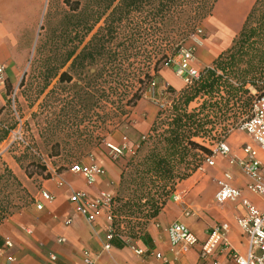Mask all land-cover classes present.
I'll return each instance as SVG.
<instances>
[{
    "label": "trees",
    "instance_id": "trees-1",
    "mask_svg": "<svg viewBox=\"0 0 264 264\" xmlns=\"http://www.w3.org/2000/svg\"><path fill=\"white\" fill-rule=\"evenodd\" d=\"M62 2L66 9L52 22L53 37L48 35V41L36 47L30 80L26 81L25 72L18 88L28 82L26 91L31 90L36 101L68 86L72 91L65 97L55 94V119L61 130L67 128L62 131L75 135L79 145L87 140L80 137L79 128L95 105L103 121L115 116L121 124L149 85L162 84L161 68L176 67L174 58L195 34L197 25L211 15L216 0ZM49 44L51 53L45 55ZM166 91L172 95L170 103L157 111L147 135L138 134L136 155L121 170L120 196L113 198V235L109 240L118 247L124 245L122 238L130 241L143 237L147 224L160 212L176 183L189 177L205 154H212L204 142L214 135L222 141L238 118L248 116L254 99L264 95V0L254 1L231 45L204 67L191 85L181 90L168 86ZM0 129L1 142L10 129L1 121ZM69 146L65 149L55 141L48 156L59 157L62 151L74 156V147ZM27 166L35 170L29 174L49 177L41 161H30ZM63 167L66 165H55V170ZM11 213L9 203L5 205L0 199V223ZM129 217L137 218V223L123 234L121 218Z\"/></svg>",
    "mask_w": 264,
    "mask_h": 264
},
{
    "label": "crops",
    "instance_id": "crops-1",
    "mask_svg": "<svg viewBox=\"0 0 264 264\" xmlns=\"http://www.w3.org/2000/svg\"><path fill=\"white\" fill-rule=\"evenodd\" d=\"M223 1L228 2L216 0L211 15L206 17V25L213 24L217 29L216 33L211 34L195 50L190 62V66L199 71L210 66L217 55L231 45L229 42L234 35V27L239 21L241 27L255 0H234L237 6L233 8L229 18L223 17L225 22L222 18H216L214 10ZM41 13L42 0H0V63L5 65V81L7 79L13 86H16L25 68L24 52L20 50L21 37L31 35L33 23L40 20ZM176 60L178 61L177 58ZM175 70V66H166L159 72L162 82L167 80L174 89L177 88L172 77ZM4 96L5 86L0 93V107L5 102ZM136 107L141 117L134 119V126L143 134L153 122L158 106L150 99L140 98ZM225 142L231 148L232 155L238 158L243 155L245 144L252 145L257 150L258 159L264 163V150L259 149L248 135L236 138L231 133ZM210 147L211 150L214 148L213 145ZM213 159V165L204 164L189 177L176 183L173 193L160 212L147 224L143 237L130 241L122 238V247L110 243L108 250L103 247L110 225L105 209L101 208L94 221L89 222L76 210V205L69 201V195L73 189L83 190L90 196H96L101 191L114 195L121 173L117 164L104 157H97L96 162L104 169V173L92 184L86 183L81 174L71 171L69 167L56 171L58 178L64 182L61 187L57 185L56 179L39 177L36 182L39 186L36 188L34 183L26 182L28 178H24V175H18L25 186L29 184L28 191L34 202L36 200L42 203V208H36L35 203L27 205L11 213L0 223V264H212L210 259H200L198 252L200 244L207 237L208 229L221 222L229 225L226 238L230 248L245 253L247 241L237 220L245 214L246 209L231 201H215V194L219 189L218 180L229 174L227 181L241 189L242 195L259 210H264V198L247 189L251 179L238 165L230 163L219 153L213 155ZM85 162L87 161H83ZM42 190L52 195L50 201L40 197ZM174 194L178 195V200L173 199ZM186 211L190 214L186 215ZM176 221L187 225L198 239V244L187 252L172 250L167 230ZM6 241L11 242L10 247L5 246ZM133 245L159 252L162 257L136 255L131 247ZM85 251L88 252L90 263L85 260ZM8 256L13 258L11 262H7ZM52 256H55L54 260ZM215 258L219 264H233L225 252H218Z\"/></svg>",
    "mask_w": 264,
    "mask_h": 264
},
{
    "label": "rangeland",
    "instance_id": "rangeland-1",
    "mask_svg": "<svg viewBox=\"0 0 264 264\" xmlns=\"http://www.w3.org/2000/svg\"><path fill=\"white\" fill-rule=\"evenodd\" d=\"M234 3H236L234 0H228V2L223 1V3L220 2L215 7L216 9L214 8L216 18L219 20L221 18L223 19V17L229 18L233 8L237 6V4ZM65 9L66 6L63 4L62 0H42V13L40 20L33 23L31 35L26 34L25 36L21 37L20 40L22 46L20 45L21 48H19L20 50H23L24 54L22 55H24L25 58V68L23 73L16 86H13L7 79L5 81V96L3 98L5 102L3 103L2 109L0 110V121L5 127H8L9 129H13L16 127V125L21 123L27 141L31 143L32 147L45 156H48L51 145L55 143V141H58L60 146L65 149H68V147H70L69 145L74 147L73 151H75V154L72 152V155L74 156H71L66 151H62V155L59 157L51 158L48 156L53 167H55V165H66V167H69L73 162L88 161L90 157L96 161V158L101 156L114 162L118 165L120 170H122L125 163L136 155L134 153L137 148L139 141L138 134L140 132L134 126V119L141 117V113L139 112L138 107H136L137 103L135 107L130 110L127 116L122 117L121 120L124 122L121 124L118 122L119 118L115 116L108 117L105 121H103V117L101 116L102 113L95 105L93 112L79 128V131H81L83 134V136L80 137L87 140L84 142L80 141L81 144L76 145L79 142L74 140L76 139L75 135L70 134V132H66V130L62 131L66 127H63L61 130L60 124H56L55 119V111L58 106V102L54 98L55 94L56 96L62 95L65 97L71 90L68 88V86L67 88L57 90L55 94H50L47 97H45L44 94L36 101H34L36 95H34L31 90L26 91L27 88H30L28 87V82L24 85V88H18L19 82L25 72H27L26 81L30 80V75L28 76V74L30 73L31 69V61L34 55L36 56V47L44 44V41L47 40L48 35L50 38L51 36L53 37L52 31H50V27L52 30L54 25L52 22L55 23L57 19L60 18ZM223 21L225 22L224 19ZM206 24L207 20L204 18L197 25L195 34L186 40L183 48H190L195 53V50L198 47H201L202 44H204L211 37V34L216 33L217 29L215 30L213 24H209L208 26ZM239 24L240 21L234 27V35L230 39L229 44H231L233 38L238 33V30L240 29ZM49 46L50 44L47 45V48H44L46 49L45 55H49L51 53V48ZM176 57L174 58V61H176ZM164 67L166 66H163L162 68ZM172 77L173 83L175 87H177L176 90H181L187 87L184 81L179 77V75H177L176 71L172 74ZM8 83L9 86H7ZM53 83L55 82L53 81L52 84ZM80 84H82V81ZM52 86L50 85V88ZM168 86L171 85L167 80L163 81L162 84L157 87H154L151 84L145 89L141 98L150 99L155 102L156 106H158V110L164 108V106L170 103L172 98V95L166 91ZM34 87L35 86H32L31 89ZM14 89L17 90V93L13 103L11 94ZM47 91L48 90H46V92ZM252 92L254 93L253 90ZM195 105V102L192 103L190 108ZM145 112L147 113L148 110L146 109ZM246 117L247 116L244 118H238L236 126L231 127L229 134L232 133L236 138L246 136L247 134L244 131L238 129L239 124L245 120ZM232 119L233 117H230V120ZM85 126L86 128L84 129ZM2 132L3 130L0 129V136L2 135ZM148 132L149 129L144 131L142 135H147ZM124 137L126 138V141L123 140ZM217 139H219L218 135H214L213 139L206 140L204 143L211 149L210 145H214V143L217 142ZM225 139L226 137L223 138V140ZM108 142L118 146H123V144L126 143L123 155H121L116 160L112 159L109 154V149L106 145ZM21 149L23 148L13 145L8 150L0 152V199L4 200L5 205H8L9 203V209L13 212L18 211L22 207L35 203L34 198H32L31 193L28 191L27 186L29 184L25 186L18 178V175H24V178H28L26 179V182L30 184L34 183V187L36 188L39 186V183H36L39 181V177L44 178L35 172L33 174H29V172L31 173L35 170L34 167L27 166V163L33 160L40 161V159L35 154H33V152L29 150H24L21 152ZM77 149H82L83 151L76 152L78 151ZM206 156V154L203 156V160L200 164L204 162ZM6 169L11 171L12 174H8ZM16 180L19 181L20 185H18ZM118 192L119 186L114 193L115 197L120 196ZM136 223L137 218L135 217L121 218L119 227L123 231V234H126L128 229Z\"/></svg>",
    "mask_w": 264,
    "mask_h": 264
},
{
    "label": "built area",
    "instance_id": "built-area-1",
    "mask_svg": "<svg viewBox=\"0 0 264 264\" xmlns=\"http://www.w3.org/2000/svg\"><path fill=\"white\" fill-rule=\"evenodd\" d=\"M194 58V52L190 48H182L177 55L176 73L181 76L185 85L189 86L197 79L200 75L199 70L190 66V62ZM5 86V65L0 63V90L4 89ZM0 91V93L2 92ZM17 90L14 89L11 94L12 102ZM238 129L244 131L261 150H264V95L256 98L253 103L251 110L243 120ZM126 141V138H123ZM13 145L28 149L33 152L44 164L49 177L56 179V183L59 187L64 185V182L58 178V174L55 168L52 166L50 158L38 152L31 143L27 141L24 135L22 124L19 123L15 128L10 129L7 137L0 142V152L8 150ZM110 157L114 160L118 159L124 153L123 146H118L113 143H106ZM212 148V154L207 155L204 162L199 165L198 168L203 167L204 164L213 165V155L216 153L226 157L230 163H235L242 170V172L250 177L251 182L247 184V189L251 192L259 194L264 198V163H262L257 157V150L250 144H245L243 147V155L241 157H235L232 155L231 148L225 142V140L217 141L214 143ZM69 169L75 173L81 174L86 183L92 184L96 178L104 173V169L97 164V162L90 157L87 162H74L69 166ZM225 178L218 180L219 189L215 194V201L217 203L234 202L245 207L246 212L240 216L237 220L239 229L242 235L247 241V250L245 253L233 251L226 238V232L228 230V223L221 222L216 226L210 227L207 232L206 239L200 244L199 257L202 260H211L212 264H219L216 260L218 252H225L233 264H264V210H259L254 207L250 201L242 195L241 189L231 185L227 179L229 174L224 175ZM40 197L46 201L52 199V195L42 190ZM114 195H111L105 191H101L96 196H90L83 190L73 189L69 195V201L76 205V210L86 217L89 222H93L96 215L101 208L106 211V219L109 222L107 241L104 244L105 249H110L111 245L109 240L113 235V228L111 226L112 216L111 210L113 207ZM174 200H178V195H173ZM35 206L38 209L42 208V203L35 200ZM189 215L190 212H185ZM69 223V220H66ZM168 236L172 250L179 252H187L198 244L197 237L191 232L189 227L181 222H174L168 227ZM62 241V239H60ZM6 247L11 246L10 241L5 242ZM136 255L147 257L152 255L156 258H161L162 255L159 252L149 251L146 248L131 246ZM2 250L0 249V254ZM85 260L90 263L91 260L88 257V252L84 253ZM55 256H52V260ZM12 257H7V262H11Z\"/></svg>",
    "mask_w": 264,
    "mask_h": 264
},
{
    "label": "bare ground",
    "instance_id": "bare-ground-1",
    "mask_svg": "<svg viewBox=\"0 0 264 264\" xmlns=\"http://www.w3.org/2000/svg\"><path fill=\"white\" fill-rule=\"evenodd\" d=\"M223 37V36H222ZM218 47V46H217Z\"/></svg>",
    "mask_w": 264,
    "mask_h": 264
}]
</instances>
